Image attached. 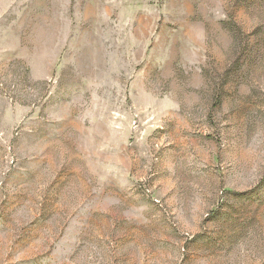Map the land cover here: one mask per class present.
Here are the masks:
<instances>
[{
  "label": "rangeland",
  "instance_id": "374dc122",
  "mask_svg": "<svg viewBox=\"0 0 264 264\" xmlns=\"http://www.w3.org/2000/svg\"><path fill=\"white\" fill-rule=\"evenodd\" d=\"M0 264H264V0H0Z\"/></svg>",
  "mask_w": 264,
  "mask_h": 264
}]
</instances>
